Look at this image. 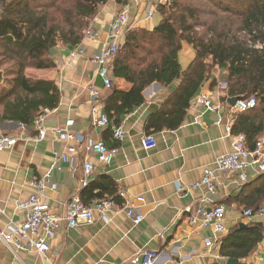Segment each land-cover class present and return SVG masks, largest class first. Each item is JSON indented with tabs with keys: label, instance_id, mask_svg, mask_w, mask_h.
<instances>
[{
	"label": "crops",
	"instance_id": "0c3cea01",
	"mask_svg": "<svg viewBox=\"0 0 264 264\" xmlns=\"http://www.w3.org/2000/svg\"><path fill=\"white\" fill-rule=\"evenodd\" d=\"M123 8L128 11L130 28L151 30L161 19L156 10L151 19H146L147 10L154 9L146 0H109L91 21L89 35L84 36L81 43L56 46L51 51L55 66L35 72L36 76L54 80L60 91L58 106L45 119L49 126L46 125L48 130L44 138L35 139L33 125L12 121L0 124L1 132L17 139L11 148L0 151V229L4 230L9 221L18 223L23 218L24 211L16 208L15 202L33 192L29 186L31 179L46 176L42 201L58 215L64 214L73 193H79L84 199L88 197L91 193L81 185L84 160L94 162V171L88 176L87 184L100 176L110 178L117 193L124 192L122 205L133 206L142 215V220L134 224L124 210H108L104 217L94 212L91 223L73 228L62 225L50 242L51 250L46 258L28 249L15 255L0 242V264H44L45 261L52 264H139L132 260L137 255L142 258L144 252H153L156 264L223 263L225 259L219 254L220 239L228 230L239 223L264 222V216L254 215L247 220L241 214L244 208L249 207L245 204L252 199V194H242L243 187L260 173L248 171L249 180L243 185L235 182L236 173L222 174L214 194L207 192L206 187L198 190L189 188L201 177L205 166L212 165L218 156L230 149L229 133H232L234 111L222 99L225 91L218 88L223 80L222 76L218 77L222 72L218 68L208 74L197 93L201 90L206 92L219 108L212 111L188 106L177 128L151 133L156 146L150 150L141 145L142 136L147 134V117L161 107L178 81L168 86L152 82L141 92L144 102L122 114L117 125L104 129L93 125L94 117L104 113V101L112 88L127 91L131 87L129 82L115 78L112 70L111 87L105 88L93 61L106 40L111 14ZM123 42L124 38L121 45ZM71 52H75L74 57H70ZM194 56L191 45L182 42L178 52L182 70L188 67ZM213 81L216 84L212 87ZM88 86L99 91L94 101L90 98ZM68 118L73 119V124L68 127L71 134L83 135L86 140H101L107 147L117 148L108 164L96 161L83 144L74 154L79 164L74 174L66 163L62 164L61 170L52 166L56 153L66 151L69 145H77L72 139L54 132V128H63ZM217 120H220L218 124L215 123ZM112 127L123 130L122 139L113 138ZM176 182L183 187L182 191H177ZM212 204L225 207L227 230L224 234L216 233L210 225H203L196 214L199 206ZM213 236L215 238L208 243L206 239ZM54 249L57 254L53 253ZM238 260L244 264H264V239L252 254Z\"/></svg>",
	"mask_w": 264,
	"mask_h": 264
},
{
	"label": "trees",
	"instance_id": "16d2710c",
	"mask_svg": "<svg viewBox=\"0 0 264 264\" xmlns=\"http://www.w3.org/2000/svg\"><path fill=\"white\" fill-rule=\"evenodd\" d=\"M108 1L0 0V124L32 125L38 113L58 106L60 91L54 80L28 75L27 69L53 68L52 49L81 43L91 21ZM201 1L204 7L166 0V4L157 5L161 19L155 27L130 28L125 33L113 60V75L131 87L127 91L112 88L104 101V113L110 125H117L122 114L144 102L141 92L149 84L168 86L178 81L145 123L147 134L175 129L204 79L218 68L225 73L227 85L222 99H256L254 107L232 113L231 127L233 134L245 135L247 148L253 150L264 135V0ZM182 42L195 52L185 70L178 62ZM215 84L213 81L212 87ZM84 190L91 193L81 198L85 204L100 198L122 204L116 185L106 176L86 184ZM242 191L252 194L245 207L257 208L264 200V172ZM240 224L220 239L219 254L225 260L249 256L264 239V222Z\"/></svg>",
	"mask_w": 264,
	"mask_h": 264
},
{
	"label": "built area",
	"instance_id": "2783aa9c",
	"mask_svg": "<svg viewBox=\"0 0 264 264\" xmlns=\"http://www.w3.org/2000/svg\"><path fill=\"white\" fill-rule=\"evenodd\" d=\"M155 5L166 4V0H154ZM154 9L147 10L146 19L153 17ZM130 28V19L127 9L116 10L111 14L109 22V30L106 40L102 42L97 54L93 57V61L97 65L96 72L103 82L105 88H110L112 84L111 72L113 70V60L118 52L125 33ZM89 35V30L85 32V36ZM75 52L70 53V57H74ZM226 82H219L218 88L221 91L226 90ZM91 100H95L99 96V91L93 86H88ZM256 99L254 96H248L237 99L230 107L233 111H244L254 107ZM204 107L207 110L215 111L219 105L215 104L211 97L203 90L199 91L193 98L189 107ZM53 110L45 109L38 113L33 119V127L36 131L35 139L40 140L45 137L48 127L45 125L46 117ZM217 120L215 123H219ZM73 124V119L68 118L63 128H54L56 135L72 139L77 145H69L66 151L55 154V161L52 165L57 170L62 169V164L68 165L71 173H75L78 162L74 157L79 147L86 144V148L91 152L96 161L108 164L116 147L109 148L106 144L99 140H86L83 135L71 134L68 127ZM93 125L97 128H108L110 122L105 113H100L93 119ZM112 136L114 139H122L124 132L120 127H112ZM230 149L228 152L218 156L214 163L205 166L201 177L190 185V189L198 190L206 187L207 192L216 193L219 177L227 172L236 173L235 182L243 185L249 180L248 171L252 169L256 173L264 172V138H258L253 150H249L246 146V138L243 133H229ZM16 137L0 131V151L11 148ZM141 145L145 150H150L156 146V139L153 134H145L141 138ZM82 178L81 185L84 187L88 183V176L94 171V162L84 160L81 164ZM48 176V175H47ZM46 176L31 179L29 186L33 192L22 200H16L15 206L24 211V216L18 223L9 221L4 228L0 229V242L8 247L13 254L17 255L20 250H33L42 258H46V254L51 250L50 242L55 237L57 231L65 225L67 227H76L79 224H88L94 220V212L104 217L108 210H124L126 215L132 219L134 224H138L142 220V215L138 214L133 206H124L117 204L114 200L100 198L94 200L91 204H85L79 193H73L66 203L65 212L62 215L52 213L49 207L42 201L46 188ZM54 187V186H52ZM177 191H182L183 187L176 182ZM120 197H125L124 192H119ZM142 200V197H139ZM196 214L200 217L203 225H210L216 233L224 234L226 232L225 207L221 204H212L210 206H199ZM243 218L250 220L254 215L264 216V202L257 208H244L241 212ZM212 238H207L209 243ZM54 249L53 253L57 254ZM133 258L132 262L139 264H156V255L153 252H144ZM44 264H52L51 261H45Z\"/></svg>",
	"mask_w": 264,
	"mask_h": 264
},
{
	"label": "rangeland",
	"instance_id": "374dc122",
	"mask_svg": "<svg viewBox=\"0 0 264 264\" xmlns=\"http://www.w3.org/2000/svg\"><path fill=\"white\" fill-rule=\"evenodd\" d=\"M120 1V0H119ZM126 1H128V0H121V2H126ZM146 1H148V2H150L151 3V5L154 7V10H156L157 11V5H155V3H154V0H146ZM182 1H184V2H186V3H190L191 4V2H193L194 4H196L197 3V5L198 6H200V7H204V5H205V3L203 2V1H201V0H182ZM193 4V5H194ZM158 12V11H157ZM154 14V13H153ZM158 14L160 15V13L158 12ZM161 16V15H160ZM205 19H208V17H205ZM205 19H202V20H205ZM88 30H89V28H88ZM87 31V30H86ZM35 70H33V69H27V74L28 75H36L35 74ZM221 73V74H220ZM219 74L220 75H218V77L219 78H221V76L223 77V80H221V81H223V82H225V80H224V76H225V74L224 73H222V72H220ZM224 74V75H223ZM220 81V82H221ZM6 83L4 82L2 85H5ZM259 138H264V135H262V136H260ZM252 169H249V171H251ZM253 171V170H252Z\"/></svg>",
	"mask_w": 264,
	"mask_h": 264
},
{
	"label": "water",
	"instance_id": "95a60500",
	"mask_svg": "<svg viewBox=\"0 0 264 264\" xmlns=\"http://www.w3.org/2000/svg\"><path fill=\"white\" fill-rule=\"evenodd\" d=\"M243 97L244 96L227 97L226 102L227 104L232 106L237 99L243 98ZM45 125L49 126L48 124H46V120H45ZM240 225L244 226L245 224L241 223ZM222 264H244V263L235 258H227Z\"/></svg>",
	"mask_w": 264,
	"mask_h": 264
}]
</instances>
